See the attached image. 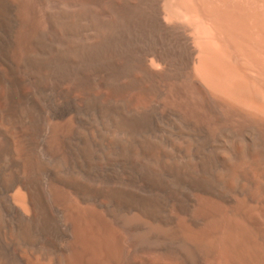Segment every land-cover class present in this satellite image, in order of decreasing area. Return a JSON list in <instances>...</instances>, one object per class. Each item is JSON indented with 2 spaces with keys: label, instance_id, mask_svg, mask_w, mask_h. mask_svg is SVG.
Masks as SVG:
<instances>
[{
  "label": "bare ground",
  "instance_id": "1",
  "mask_svg": "<svg viewBox=\"0 0 264 264\" xmlns=\"http://www.w3.org/2000/svg\"><path fill=\"white\" fill-rule=\"evenodd\" d=\"M0 264H264V0H0Z\"/></svg>",
  "mask_w": 264,
  "mask_h": 264
}]
</instances>
